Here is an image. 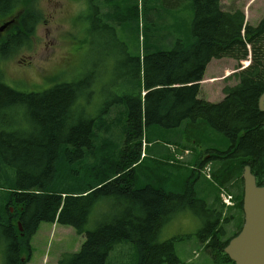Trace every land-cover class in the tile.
<instances>
[{"label": "trees", "instance_id": "16d2710c", "mask_svg": "<svg viewBox=\"0 0 264 264\" xmlns=\"http://www.w3.org/2000/svg\"><path fill=\"white\" fill-rule=\"evenodd\" d=\"M71 1L74 10L64 19L71 46L84 26L90 27L91 36L100 37L114 35V21L125 23L118 0ZM154 1L156 6L177 7L180 15L185 13L183 2L191 3L194 19L188 44L144 35L146 94L140 90L127 97L129 110L124 116L114 106L93 117L81 116L77 110L81 82H60L42 93H23L4 83L0 68V255L4 264L31 260V238L43 223L71 227L85 236L81 249L62 254L57 264H110V253L123 243L134 246L135 264H183L176 241L160 238L164 228L186 212L204 223L197 235L208 243L212 263L234 264L224 249L244 225V168L250 166L258 186H264V114L258 105L264 93V18L258 26L248 25L242 10L226 12L222 0ZM156 10L153 20L145 11L151 25L143 28L148 32L156 31L164 18ZM139 17V4L133 0L128 18ZM43 18L40 0H0L1 25L12 23L0 36V61L30 51ZM168 43L173 46L170 50ZM250 54V66L232 75L238 84L225 87L223 101L198 98L209 64L224 59L240 64ZM239 69L240 65L235 70ZM151 126L176 133V140H148L144 127ZM214 133L226 140L214 144ZM171 148L179 153L189 150L191 155L177 162ZM172 158L174 165L163 164ZM150 162L182 175L183 191L174 193L161 185L151 174L153 169L148 184L138 189ZM209 164L213 184L199 174ZM215 183L235 197L234 209L225 210ZM207 186L216 198L212 204L202 197ZM104 199L113 200L108 203L113 210L99 215L97 227L89 229L93 208ZM227 225L230 231L221 238Z\"/></svg>", "mask_w": 264, "mask_h": 264}, {"label": "rangeland", "instance_id": "374dc122", "mask_svg": "<svg viewBox=\"0 0 264 264\" xmlns=\"http://www.w3.org/2000/svg\"><path fill=\"white\" fill-rule=\"evenodd\" d=\"M131 1L133 0H118L117 5L121 8L119 15L125 23L117 25L114 21L113 27L116 32L113 36L93 37L90 35V27L84 26L83 30L76 34V45L71 46L72 39L66 35L69 25L64 19L71 16L75 3L71 0H40L44 18L32 39L31 50L0 61L4 83L19 92L42 93L60 82H81L83 92L77 105L81 116L93 117L108 106H114L115 111L122 112L121 115L124 116L123 113L129 110L127 97L136 96L140 90H144V35L156 36L158 41L171 37L170 41L174 43L179 40L188 44L194 19V10L187 1L181 6L185 13L180 15L177 7L167 8L162 3L156 6L154 0H134L139 4L140 17L131 20L128 18ZM222 8L226 12L242 10L246 24L251 26H258L264 18V0H223ZM156 9L161 10V16L163 12L164 18L157 24L158 27L156 25V31L148 32L143 28L144 25H151L146 21L145 11H148L149 19L153 20L158 14ZM74 19L71 18V21ZM167 45L168 50L173 47L169 43ZM246 62H250V58L241 64L232 60L212 62L207 67L198 98L209 103L223 101L225 95L222 91L225 87L238 84L234 77L228 80L230 84L223 80L228 74L235 73L238 65H240L238 72L244 70L248 65ZM17 109L18 112H23L22 108ZM23 131L32 130L23 128ZM144 136H147L148 140L160 139L161 142L176 140V133H170L159 126L144 127ZM225 140L222 135L214 133V144L219 145ZM110 150L113 151L114 148L110 147ZM157 164L149 163V167L140 177L138 189L148 184L149 171L153 169L154 172L151 174L157 175L156 181H160L161 185L174 193H181L185 178L171 169H161ZM163 164L173 165L171 161ZM209 183L213 184L211 180ZM215 185L217 188L220 187V184ZM203 191L204 189L200 190ZM202 197L206 201L215 199L211 197L208 186ZM109 202L113 200L104 199L94 206L89 229L97 227L98 222H95L99 215L109 214L113 210V205L108 204ZM235 224L236 217L234 223L230 224L231 228ZM203 227L204 223L192 213H182L164 228L160 241L175 240V248L183 264H213L210 251L206 249L202 237L197 235ZM229 231L227 225L221 238ZM82 240L85 241V236H79L71 227L56 229L50 224H42L31 238L33 255L26 264H57L61 253L77 252ZM135 259L134 246L123 243L117 245V249L110 253L109 261L110 264H135ZM0 264H4L1 255Z\"/></svg>", "mask_w": 264, "mask_h": 264}, {"label": "water", "instance_id": "95a60500", "mask_svg": "<svg viewBox=\"0 0 264 264\" xmlns=\"http://www.w3.org/2000/svg\"><path fill=\"white\" fill-rule=\"evenodd\" d=\"M11 24L3 25L0 34ZM258 105L264 114V93ZM242 180L244 226L224 252L234 264H264V186H258L250 166L245 167Z\"/></svg>", "mask_w": 264, "mask_h": 264}, {"label": "built area", "instance_id": "2783aa9c", "mask_svg": "<svg viewBox=\"0 0 264 264\" xmlns=\"http://www.w3.org/2000/svg\"><path fill=\"white\" fill-rule=\"evenodd\" d=\"M208 172H209V170H208ZM208 177H210V175L208 174Z\"/></svg>", "mask_w": 264, "mask_h": 264}, {"label": "flooded vegetation", "instance_id": "af4514ba", "mask_svg": "<svg viewBox=\"0 0 264 264\" xmlns=\"http://www.w3.org/2000/svg\"><path fill=\"white\" fill-rule=\"evenodd\" d=\"M94 22H96V21H94Z\"/></svg>", "mask_w": 264, "mask_h": 264}]
</instances>
